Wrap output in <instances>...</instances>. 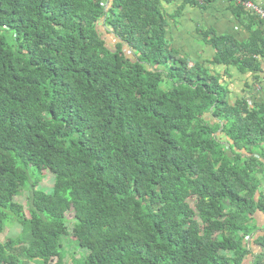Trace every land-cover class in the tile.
Wrapping results in <instances>:
<instances>
[{
  "label": "trees",
  "instance_id": "trees-1",
  "mask_svg": "<svg viewBox=\"0 0 264 264\" xmlns=\"http://www.w3.org/2000/svg\"><path fill=\"white\" fill-rule=\"evenodd\" d=\"M166 24L157 0H0V234L22 225L0 264H64L70 209L81 264H242L264 211V101L230 103ZM228 38L208 39L213 62L257 72L264 40ZM255 243L264 264V231Z\"/></svg>",
  "mask_w": 264,
  "mask_h": 264
},
{
  "label": "crops",
  "instance_id": "crops-1",
  "mask_svg": "<svg viewBox=\"0 0 264 264\" xmlns=\"http://www.w3.org/2000/svg\"><path fill=\"white\" fill-rule=\"evenodd\" d=\"M157 1L166 18L165 35L171 46L193 61L208 67L211 73L221 75L228 88L227 98L230 103L243 97H246L250 104L264 101V55L258 56L259 67L254 73L244 72L236 65L216 64L213 62L216 51L204 36L208 32L209 35L229 36V40L245 43L255 33L259 40H264L263 22L257 20L252 12L239 8L235 0H209L203 4L190 0ZM251 1L264 8V0ZM102 32L111 33L113 41L116 42L114 33L107 29L101 30ZM101 36L106 40L103 33ZM124 49L129 55L132 54L129 47ZM208 118L215 120L211 116ZM218 136L223 140L228 139L222 131L218 132ZM253 223L257 229L255 234L245 238L248 253L242 264H253L255 257L262 253V248L255 243V238L264 231V211H256Z\"/></svg>",
  "mask_w": 264,
  "mask_h": 264
},
{
  "label": "rangeland",
  "instance_id": "rangeland-1",
  "mask_svg": "<svg viewBox=\"0 0 264 264\" xmlns=\"http://www.w3.org/2000/svg\"><path fill=\"white\" fill-rule=\"evenodd\" d=\"M97 27H98V30H100V33H101V30L106 31L102 21L98 23ZM102 33L106 36L107 45H109V47H113L115 41H113L112 34L111 33L105 34V32H102ZM211 36L212 35H209L207 39H210ZM183 56H186V55H183ZM187 58L190 61H193L189 57ZM28 170H29V175H30V168H28ZM42 173H43V177L38 183V187L43 189L46 192H51L52 185H53V174L46 170L43 171ZM29 195H30V189L28 187H25L17 195L14 196V200L21 203L22 205H24L25 208H27V201H28ZM188 202L190 203L192 207H194V203H195L194 197L188 198ZM66 216L68 219L69 232L62 237V245H63V250L65 253L63 257V263L64 264H81V255H83L85 251L77 246V242L71 233V226L73 224V217H74L73 209H70V211L66 213ZM21 230H22V225L15 219L8 217L6 220V224L4 225L3 231L0 234V241L5 242L10 237L14 238L18 236ZM22 247L23 245L22 246L17 245L14 249L15 253L20 254ZM26 264H40V261L39 260H35L32 262L29 261Z\"/></svg>",
  "mask_w": 264,
  "mask_h": 264
},
{
  "label": "built area",
  "instance_id": "built-area-1",
  "mask_svg": "<svg viewBox=\"0 0 264 264\" xmlns=\"http://www.w3.org/2000/svg\"><path fill=\"white\" fill-rule=\"evenodd\" d=\"M190 1L203 4L209 0H190ZM235 1H237V4L243 6L245 10L258 15L262 20H264V8L262 6L258 5L257 3L251 0H235Z\"/></svg>",
  "mask_w": 264,
  "mask_h": 264
}]
</instances>
